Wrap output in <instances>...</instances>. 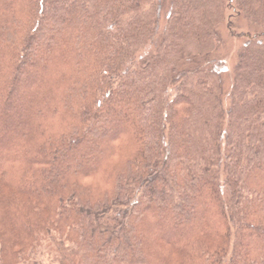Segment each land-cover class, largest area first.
<instances>
[{
  "label": "trees",
  "instance_id": "trees-1",
  "mask_svg": "<svg viewBox=\"0 0 264 264\" xmlns=\"http://www.w3.org/2000/svg\"><path fill=\"white\" fill-rule=\"evenodd\" d=\"M0 264H264V0H0Z\"/></svg>",
  "mask_w": 264,
  "mask_h": 264
},
{
  "label": "rangeland",
  "instance_id": "rangeland-1",
  "mask_svg": "<svg viewBox=\"0 0 264 264\" xmlns=\"http://www.w3.org/2000/svg\"><path fill=\"white\" fill-rule=\"evenodd\" d=\"M232 13L229 12L228 18L222 23V26L220 28L221 35L223 37V44L220 46V49L216 53V55L213 56V58L217 59L219 62L223 64V67L225 68V75L230 74L232 72V69L238 59V55L240 51L244 47V43L246 42L245 37H240L243 33H249L251 32L250 26L247 22V20L242 16L238 15L237 13H234L233 10H230ZM234 25L236 27L235 29H229L228 26ZM237 35L238 37H234L232 35ZM31 73V72H30ZM28 84H25L17 93L14 101V107H20V113L21 112V105L27 102V98L30 96V92L27 89ZM14 116V113L12 114ZM121 115V114H120ZM122 116V115H121ZM116 123V122H115ZM124 126V124H122ZM124 128V127H123ZM101 131V130H100ZM91 144V143H90ZM89 144V145H90ZM89 148H92L89 146ZM89 148H83L82 152L87 153Z\"/></svg>",
  "mask_w": 264,
  "mask_h": 264
}]
</instances>
